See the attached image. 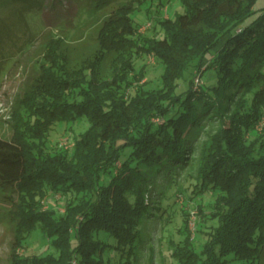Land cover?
<instances>
[{"label":"trees","instance_id":"16d2710c","mask_svg":"<svg viewBox=\"0 0 264 264\" xmlns=\"http://www.w3.org/2000/svg\"><path fill=\"white\" fill-rule=\"evenodd\" d=\"M182 1L184 12L157 19L162 35L141 33L133 17L139 6L123 3L105 18L94 58L78 67H70L63 38L48 43L12 137H0V188L15 197L17 216L11 264H139L148 222H166L167 199L178 192L200 198L197 237L184 211L163 264H262L264 0ZM111 51L118 61L105 76L100 65ZM150 52L164 63L156 87L136 68ZM208 68L210 82L195 88ZM216 116L220 125L203 141L196 181L186 186L180 170ZM82 117L90 123L73 147L47 149L58 121ZM37 227L54 250L19 256Z\"/></svg>","mask_w":264,"mask_h":264},{"label":"rangeland","instance_id":"374dc122","mask_svg":"<svg viewBox=\"0 0 264 264\" xmlns=\"http://www.w3.org/2000/svg\"><path fill=\"white\" fill-rule=\"evenodd\" d=\"M0 0V137L11 138L14 133L15 113L19 100L25 90L39 75L40 65L47 62V45L57 37L63 38V50L69 57L70 67H78L84 60L93 59L99 48V32L105 18L112 10L130 0ZM139 6L133 17L139 24L141 33L162 35V29L157 22L159 18L175 17L185 11L182 0H134ZM162 2V3H159ZM150 24L149 26H147ZM152 54L142 53L136 59L137 70L143 69L145 76L141 82L149 87L161 84V74L164 63L152 60ZM118 61V53L111 51L100 65L101 74L110 76L112 67ZM212 70L206 69L196 81L195 88L211 80ZM182 82V81H180ZM208 125L197 134L195 145L198 146L192 155L191 163L182 168L178 181L191 187L197 178L198 156L203 141L209 133L220 125L216 116L208 121ZM87 117L76 122L58 121L47 139V149L57 152L71 148L79 136L89 125ZM264 125L261 119L257 128ZM173 190H171L172 192ZM188 192H178L170 202L166 222L156 220L148 222L149 239L143 244L139 264H163L167 256V246L170 237H178L179 229L183 228L182 213L189 211V234L197 237V223L200 210L197 206L200 198L189 197ZM57 208L64 210V201L57 194ZM7 191L0 188V264H11L14 235L16 233L17 216L14 211V200ZM161 196L155 198L159 203ZM212 196L202 200L206 212L212 209ZM47 205V204H46ZM163 211V210H162ZM168 220V221H167ZM167 235V236H165ZM16 252L19 256L45 254L53 251L51 239L37 227ZM75 264V261L74 263ZM264 264V255L262 258Z\"/></svg>","mask_w":264,"mask_h":264},{"label":"built area","instance_id":"2783aa9c","mask_svg":"<svg viewBox=\"0 0 264 264\" xmlns=\"http://www.w3.org/2000/svg\"><path fill=\"white\" fill-rule=\"evenodd\" d=\"M149 25H150V24H148L147 26H149ZM151 56H152V60L155 61V59H156V58H155V54H152ZM199 77H200V76H197V78H196L197 80H196V81H200V80H199ZM155 120H159V119L156 118Z\"/></svg>","mask_w":264,"mask_h":264}]
</instances>
